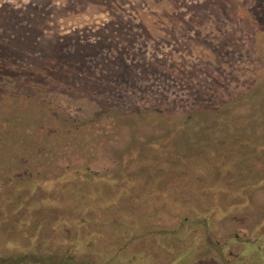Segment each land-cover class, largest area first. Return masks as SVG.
<instances>
[{
  "label": "rangeland",
  "instance_id": "374dc122",
  "mask_svg": "<svg viewBox=\"0 0 264 264\" xmlns=\"http://www.w3.org/2000/svg\"><path fill=\"white\" fill-rule=\"evenodd\" d=\"M0 69L1 258L264 264V0H0Z\"/></svg>",
  "mask_w": 264,
  "mask_h": 264
},
{
  "label": "trees",
  "instance_id": "16d2710c",
  "mask_svg": "<svg viewBox=\"0 0 264 264\" xmlns=\"http://www.w3.org/2000/svg\"><path fill=\"white\" fill-rule=\"evenodd\" d=\"M0 76H8V77H14V74L12 71H9V70H2L0 69ZM34 85L37 87V89H40L42 88V84L41 83H34ZM196 212H198L196 210ZM198 214V213H197ZM211 217V215H202L200 217H198V219L196 218L195 220H197V222H205L207 219L209 220V218ZM186 221H189L191 220V217L187 216L185 218ZM128 231L127 232H135V231H132L130 228L127 229ZM136 234V233H135ZM22 256V255H21ZM21 256H18V257H12V256H8L6 258H1L0 259V264H22V261H21ZM45 259V258H44ZM37 259H35L36 261ZM46 261L44 260H38L36 263L38 264H42L43 262H45L44 264H92V261L91 260H87V259H77L74 255L72 254H68V255H65L63 257H54V256H50L48 258L45 259Z\"/></svg>",
  "mask_w": 264,
  "mask_h": 264
}]
</instances>
